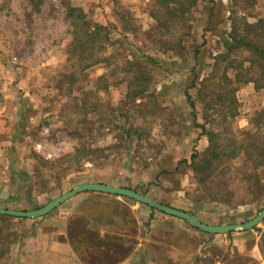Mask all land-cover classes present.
Returning a JSON list of instances; mask_svg holds the SVG:
<instances>
[{
    "label": "rangeland",
    "instance_id": "rangeland-1",
    "mask_svg": "<svg viewBox=\"0 0 264 264\" xmlns=\"http://www.w3.org/2000/svg\"><path fill=\"white\" fill-rule=\"evenodd\" d=\"M153 2L42 0L34 8L27 0H0V190H5V183H12L9 192L16 188L19 192L0 208L31 211L80 184L102 183L134 190L193 214L207 225L243 224L262 211L264 191L259 200L245 199L236 206L200 199L202 187L188 163L194 151L203 153L207 146L197 124L203 125L210 118L219 122L217 115L224 110L223 104L213 103L222 73L216 81L207 82L193 111L184 92L193 79L191 70L200 80L206 78L214 57L223 52L221 41L230 29V10L233 8L238 18L251 24L264 20V0H252L249 7L246 0H201L188 17V30L177 29L165 35L149 16ZM67 5L81 8L93 23L106 26L112 42L104 53L107 63L85 70L72 86L71 98L66 95L68 86L63 77L64 47L69 39ZM124 20L139 32L133 36L125 33ZM181 35H185L182 49L171 50L168 42L175 46ZM196 47L199 53L194 61ZM147 58L156 59L165 68L147 63ZM228 76L232 79L230 72ZM136 77L145 83H134ZM130 80L133 83L129 85ZM62 85L63 95L59 93ZM143 88L146 91L142 97L128 96ZM192 95L195 97L194 92ZM233 97L237 113L233 126L245 129L249 119L264 108V90L256 91L252 84H246ZM82 100L95 105V111L84 113L88 106ZM208 106L216 107L208 110ZM121 114L134 120L135 127L144 133L142 139L123 134ZM117 118L120 126L116 125ZM82 147L102 149L103 157L78 167L65 162L51 164ZM242 167V160L231 164V181L223 188L224 192L233 190L239 198L245 197L236 176ZM6 168L9 173L2 172ZM15 170L24 175L20 186L12 180ZM260 176L264 181V169ZM20 189L26 195H20ZM79 198L66 201L48 216L72 208ZM154 214L163 219L166 216L157 211ZM210 215L215 216V223ZM7 228L5 232L1 223L0 230L8 235L4 243L21 232L16 224ZM254 228L221 235L224 237H219L217 244L212 239L204 243L206 235L197 232L202 256L195 255L194 264H264V220ZM10 230L15 231L9 239ZM242 232H248L252 240L238 247L234 242ZM4 257L0 255V260Z\"/></svg>",
    "mask_w": 264,
    "mask_h": 264
},
{
    "label": "trees",
    "instance_id": "trees-1",
    "mask_svg": "<svg viewBox=\"0 0 264 264\" xmlns=\"http://www.w3.org/2000/svg\"><path fill=\"white\" fill-rule=\"evenodd\" d=\"M27 1L30 6L35 8L40 5L42 0ZM200 1L154 0L149 16L156 22L157 27L165 32L163 35L170 34L171 31L177 29L178 32L184 28L188 30V17ZM246 1L245 3L249 7L252 0ZM65 19L69 39L67 41L68 44L64 47L66 50V66L64 75H62L68 86L66 95L71 98L72 86L85 70L99 63H107L108 59L104 56V53L106 46L112 44V42L109 37L110 30L106 26L95 24L89 20L81 8L67 5ZM229 20L231 21L230 29L224 33L221 41L223 52L218 53L214 57V63L211 64L210 72L206 78L200 80L194 69L191 70L193 79L188 88L185 89L184 96L192 111L195 110V101L201 97L203 89L207 88V82L216 81L219 73H222L221 82L223 86L221 82L217 84V94L215 96L217 100L213 103L214 105L223 104L224 110L217 115L219 122L215 123L214 118H210L203 125L197 124L201 129L200 136L205 137L207 140V146L203 153L194 151L191 154L188 166L197 180V184L202 187L201 200L236 206L243 204L246 200H259L264 191V181L260 176V170L264 169V108L258 110L249 119V126L245 129H235L233 126L234 121H232L237 118L236 103L233 95L238 91L239 87L252 84L256 91L264 90V20L258 19L250 24L243 18H238L233 8L230 10ZM123 22L122 27L125 33H130L133 36L139 32L138 27L134 26L130 21L124 20ZM183 36L185 35L177 38L175 46L168 42L169 48L173 51L176 49L180 51L182 49ZM161 42H159V45H161ZM198 53L199 50L196 47L193 52L194 61H196ZM147 63L163 67L162 63L153 58H147ZM229 72L232 75V79L228 76ZM137 80L145 83L144 79L138 77L134 79V83ZM132 83L133 81L130 80L129 85ZM132 89L133 86H130L129 91L131 92ZM145 89L136 91L132 96L130 93L128 96L142 97L146 91ZM192 92L195 93V97ZM59 93L63 95V85L59 86ZM72 100L75 99L72 98ZM82 104L88 106L84 113L95 111V105L89 104L87 100H82ZM226 104L229 106L225 108ZM213 107L208 106V110L214 109ZM119 117L124 119L125 124L120 126V119L117 118L118 122L116 125L121 127L125 136L142 139L144 133L140 128L135 127L133 119L130 121L127 115L122 114ZM101 157H103L102 149L82 147L74 149L73 153L51 164L65 162L71 166L78 167L85 162L90 163L91 161L99 160ZM237 160H242L243 165L242 170H239L236 176H239L240 185L244 187V198H239L233 190L228 189V191L224 192L223 189L231 181V177H228V174L231 171V164ZM12 180L17 184L18 180L14 174ZM90 194L99 193L90 192ZM149 210L151 214L156 212L152 208H149ZM13 219L15 218L0 216V222L5 224V229ZM195 231L198 232L197 230ZM7 236H4L1 229L0 255L2 256L6 248H8V240L7 243H4Z\"/></svg>",
    "mask_w": 264,
    "mask_h": 264
},
{
    "label": "crops",
    "instance_id": "crops-1",
    "mask_svg": "<svg viewBox=\"0 0 264 264\" xmlns=\"http://www.w3.org/2000/svg\"><path fill=\"white\" fill-rule=\"evenodd\" d=\"M2 172L9 173L7 168ZM14 175L22 185L23 172L15 170ZM9 186L12 183H5V190H0L2 207L19 194L18 188L9 192ZM20 195H26L24 189ZM78 197L72 208L58 210V214L13 219L7 226L16 224L21 232L12 240L15 230L9 231L10 242L0 264H194L195 255L202 256L197 232L177 218H159L149 207L113 195L83 193ZM210 218L217 221L213 215ZM247 233L238 234L234 244L242 247L251 241ZM219 237L224 236H203L204 243L212 239L217 244Z\"/></svg>",
    "mask_w": 264,
    "mask_h": 264
},
{
    "label": "water",
    "instance_id": "water-1",
    "mask_svg": "<svg viewBox=\"0 0 264 264\" xmlns=\"http://www.w3.org/2000/svg\"><path fill=\"white\" fill-rule=\"evenodd\" d=\"M100 193L108 194L117 197L127 198L133 200L139 204L145 205L154 209L164 215L177 218L191 228L198 232L209 235H226L236 230L248 231L256 227L260 222L264 220V208L260 213L254 216L251 220L243 224H221V225H207L201 223L198 218L190 213L182 210L174 209L166 205L160 204L151 200L150 198L128 188L118 187L114 185L102 184V183H83L73 188L72 190L59 195L54 198L43 207L31 210V211H19L0 208V216H8L16 219H38L51 213L66 201L83 193Z\"/></svg>",
    "mask_w": 264,
    "mask_h": 264
}]
</instances>
